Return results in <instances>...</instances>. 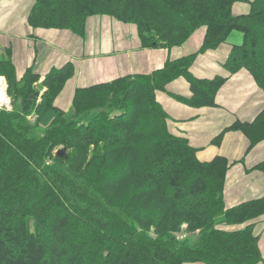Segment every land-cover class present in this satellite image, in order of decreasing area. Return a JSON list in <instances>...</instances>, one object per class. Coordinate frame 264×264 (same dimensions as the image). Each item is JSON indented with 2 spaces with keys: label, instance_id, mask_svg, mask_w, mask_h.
I'll list each match as a JSON object with an SVG mask.
<instances>
[{
  "label": "trees",
  "instance_id": "trees-1",
  "mask_svg": "<svg viewBox=\"0 0 264 264\" xmlns=\"http://www.w3.org/2000/svg\"><path fill=\"white\" fill-rule=\"evenodd\" d=\"M33 1V29L82 37L89 18L108 16L134 25L143 48L180 47L200 28L205 36L197 53L150 75L75 90L68 111L55 100L74 75L71 63L42 82L32 69L18 80L7 52L0 55L11 101L10 110L0 108V264H264L254 233L264 197L227 208L230 162L199 161L169 133L155 98L184 78L191 96L178 101L215 107L227 78L197 80L190 66L233 32L241 43L225 70L247 71L264 92V0L248 3L243 16L232 7L247 0ZM230 130L252 149L264 140V111L214 142ZM255 169L264 173V161Z\"/></svg>",
  "mask_w": 264,
  "mask_h": 264
},
{
  "label": "crops",
  "instance_id": "crops-1",
  "mask_svg": "<svg viewBox=\"0 0 264 264\" xmlns=\"http://www.w3.org/2000/svg\"><path fill=\"white\" fill-rule=\"evenodd\" d=\"M252 1L234 4L232 14H248ZM33 4V0H0V55L7 52L18 80L32 69L42 82L50 71L71 63L74 75L55 100V106L63 111L71 108L75 90L122 77L150 75L169 60L197 53L205 36V29L200 28L180 47L143 48L134 25L108 16L89 18L82 37L65 30L33 29L27 22ZM240 43L241 35L233 32L218 49L196 55L190 66V74L197 80L227 78L216 95L215 107L193 108L178 101L177 97L191 96L184 78L155 94L167 115L169 133L185 139L199 161L223 157L230 162L223 191L227 208L264 197V173L255 169L264 161V140L249 149L246 137L230 130L214 142L235 123H252L264 111V92L251 75L245 70L231 75L223 66L232 46ZM254 233L264 260L263 220L255 224Z\"/></svg>",
  "mask_w": 264,
  "mask_h": 264
},
{
  "label": "bare ground",
  "instance_id": "bare-ground-1",
  "mask_svg": "<svg viewBox=\"0 0 264 264\" xmlns=\"http://www.w3.org/2000/svg\"><path fill=\"white\" fill-rule=\"evenodd\" d=\"M2 79L3 78H0V102L3 103V104H6V102L8 100H7V97H6L5 93L3 92L4 91V85H3Z\"/></svg>",
  "mask_w": 264,
  "mask_h": 264
},
{
  "label": "rangeland",
  "instance_id": "rangeland-1",
  "mask_svg": "<svg viewBox=\"0 0 264 264\" xmlns=\"http://www.w3.org/2000/svg\"><path fill=\"white\" fill-rule=\"evenodd\" d=\"M2 81H3V85H4V91H3V92H4L5 95H6V89H7V86H6V83H5V81H4V78L2 79ZM39 96H40V94H39ZM6 97H7V95H6ZM7 100H8V101L6 102V104H3V103L0 102V108H1V109H5V110H6V107H2L1 104L4 105V106H5V105H8L10 99L7 98ZM8 107L11 108V101H10V104L8 105ZM67 109H68V107H67Z\"/></svg>",
  "mask_w": 264,
  "mask_h": 264
},
{
  "label": "built area",
  "instance_id": "built-area-1",
  "mask_svg": "<svg viewBox=\"0 0 264 264\" xmlns=\"http://www.w3.org/2000/svg\"><path fill=\"white\" fill-rule=\"evenodd\" d=\"M0 78H2V77H0ZM6 95H7V94H6ZM7 98H8V96H7ZM8 99H9V98H8ZM9 104H10V101H9ZM9 104H8V105H9ZM8 105H5V106H4V105H1V106H2V107H6V110H10L11 108L8 107Z\"/></svg>",
  "mask_w": 264,
  "mask_h": 264
},
{
  "label": "water",
  "instance_id": "water-1",
  "mask_svg": "<svg viewBox=\"0 0 264 264\" xmlns=\"http://www.w3.org/2000/svg\"><path fill=\"white\" fill-rule=\"evenodd\" d=\"M36 96H39V94L37 93ZM57 155H62L61 151L57 152Z\"/></svg>",
  "mask_w": 264,
  "mask_h": 264
}]
</instances>
